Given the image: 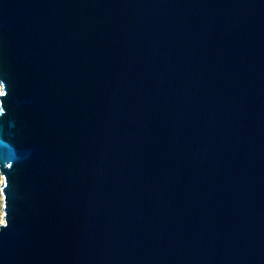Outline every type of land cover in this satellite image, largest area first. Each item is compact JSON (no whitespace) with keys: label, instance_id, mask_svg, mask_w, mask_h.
I'll use <instances>...</instances> for the list:
<instances>
[{"label":"water","instance_id":"1","mask_svg":"<svg viewBox=\"0 0 264 264\" xmlns=\"http://www.w3.org/2000/svg\"><path fill=\"white\" fill-rule=\"evenodd\" d=\"M0 264H264V0H0Z\"/></svg>","mask_w":264,"mask_h":264},{"label":"built area","instance_id":"2","mask_svg":"<svg viewBox=\"0 0 264 264\" xmlns=\"http://www.w3.org/2000/svg\"><path fill=\"white\" fill-rule=\"evenodd\" d=\"M1 180H2V176H1V173H0V183H1ZM0 207L2 208V193H1V190H0Z\"/></svg>","mask_w":264,"mask_h":264},{"label":"rangeland","instance_id":"3","mask_svg":"<svg viewBox=\"0 0 264 264\" xmlns=\"http://www.w3.org/2000/svg\"><path fill=\"white\" fill-rule=\"evenodd\" d=\"M1 218H2V208L0 207V221H1Z\"/></svg>","mask_w":264,"mask_h":264},{"label":"bare ground","instance_id":"4","mask_svg":"<svg viewBox=\"0 0 264 264\" xmlns=\"http://www.w3.org/2000/svg\"><path fill=\"white\" fill-rule=\"evenodd\" d=\"M1 221H2V218H1ZM1 221H0V222H1Z\"/></svg>","mask_w":264,"mask_h":264}]
</instances>
